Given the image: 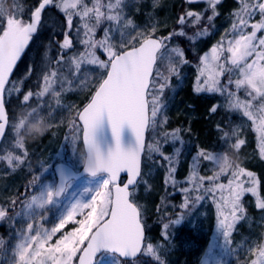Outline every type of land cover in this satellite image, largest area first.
<instances>
[{
    "label": "snow or ice",
    "instance_id": "snow-or-ice-1",
    "mask_svg": "<svg viewBox=\"0 0 264 264\" xmlns=\"http://www.w3.org/2000/svg\"><path fill=\"white\" fill-rule=\"evenodd\" d=\"M6 0H0V17L7 16L6 25L0 32V139H3L6 126L9 123L8 115L5 111L3 93L6 91L5 85L9 81L13 67L20 58L21 53L29 44L33 35L38 30L41 22V12L49 5H55L65 14L67 29L64 32L63 42L59 47L61 54L56 61L58 68L53 69L50 74L43 76V85L37 93L29 91L23 96L22 107L30 119L44 118L48 126V116L43 111V104L28 107L30 98L35 95L37 98L43 97L58 83L59 66H63V53L74 48V41L71 34L75 28L76 40L84 45L82 52H73L68 59L71 60L74 68L79 72L82 65L90 64L99 66L105 70L106 77H101L90 102L78 113L79 124L73 122L74 135L71 138L73 153L76 155V142L82 133L83 150L101 152L97 140V130L101 124L102 117L106 116L110 126L111 134L115 140V147L104 155L103 163H98L95 167L84 168V172L95 177L98 173H106L101 185L93 191L90 201L75 199L66 201L67 207L62 208L58 214V223L51 229H41L40 225H35L38 217L45 219L44 212L51 207L60 205V197L70 188L72 179L66 174L65 169L58 168L59 184L55 187L43 186L38 194H33L31 198L23 202L22 212L17 215L26 216L33 222L27 224L26 229L18 231L19 240L12 249L14 259L10 264H122L120 257H136L142 251V244L145 240L144 230L141 225L140 212L137 205L130 198L132 191L130 186L138 183L140 176V157L145 148L144 133L151 125L155 126L156 116L162 106L160 95L166 83H160L159 89H155L154 80L159 78L167 81L159 69V63L167 56L170 61L169 73L178 75L179 70L172 61V56L179 58L180 63H187L183 50L179 47H169V41L174 36H185L183 27L179 31H173L166 37H157L155 27L151 33L142 32L137 43H129L124 40V33L121 25H130L131 20H125L123 14L124 0H108L104 4L102 0H93L91 7L85 0H41L39 6L31 12L30 21H25L22 16L9 15L3 5ZM193 2V0H189ZM210 6L212 15L208 16L211 22L218 14L216 5L221 0H205ZM15 3V0H14ZM240 8L233 13L235 17L229 35L231 39L221 41L213 45L209 52L204 53L199 60L197 69V88L199 92L219 93L227 96V107L230 110H239L248 120L252 122L253 129L257 133L260 143L261 158L264 159V36L257 33L264 31V0H239ZM106 9V11L104 10ZM259 21L253 23L252 19L257 15ZM73 16H79V26H74ZM186 17L191 18V26L198 25L203 19V13L187 12L179 17L177 23L184 26L189 23ZM107 21L108 27L104 29L101 39H95L97 28ZM251 31H246L248 28ZM83 30V31H81ZM121 32V41L117 45L113 41V34ZM207 34V28L197 31L196 35ZM189 39H192L189 37ZM103 50L108 59L102 61L96 54V49ZM251 58V59H250ZM239 75L233 79V76ZM228 75L227 82H222V78ZM235 86L236 91L232 90ZM243 89L249 97L241 100L237 92ZM19 89H17L18 91ZM54 96L59 93L53 92ZM151 96V101L147 99ZM259 100V105L254 101ZM58 103V102H57ZM151 103V115L148 114ZM211 111L215 112L216 107ZM82 125V127H81ZM127 125L134 137V146L124 150L120 145V132L122 126ZM21 124L17 119L12 124L15 140L12 146L23 151L27 156L24 140L19 132ZM222 131L221 140L227 144L231 137L227 131ZM235 132H233V135ZM165 137L173 143L179 141L183 144L180 130L165 133ZM244 143L237 139L232 148L239 149ZM151 148V146H149ZM157 151L159 149H156ZM179 155L181 149L175 148ZM227 151H208L200 149L192 157L195 164L200 158L211 162L214 171L211 176H197L193 169L189 182L197 181L194 184L196 189L203 187V181L207 179L213 182L206 192L219 191V196L214 197L217 208V229L223 238L222 245L231 254L228 245L231 243L230 236L235 224L243 219L244 208L241 198L246 192L257 197V207L264 209V199L257 193V181L252 172L246 171L238 165L227 163ZM224 155L225 162L218 163V158ZM80 159V155L78 156ZM6 160L10 167L13 161L17 164L22 162V157L7 152L0 156ZM164 159L170 160L169 156ZM127 172V182L123 187L117 184L120 173ZM171 175V170L169 172ZM222 176H228L227 183H216ZM247 177V180L242 179ZM249 186H245V185ZM90 191L85 189L84 193ZM188 191V189H184ZM197 196L196 199H202ZM13 206L16 200L12 201ZM189 200L186 198L181 205L187 208ZM89 209L86 215L83 210ZM7 211L0 208V219L5 218ZM83 215L84 218L76 220V216ZM183 216L171 221V224L180 223ZM68 223L79 224L71 232H66L53 241V237ZM167 230L169 224H164ZM3 241L0 240V246ZM145 254H155L151 244L144 250ZM162 264V262H161ZM252 264H264V245H260L257 251V259Z\"/></svg>",
    "mask_w": 264,
    "mask_h": 264
},
{
    "label": "rangeland",
    "instance_id": "rangeland-1",
    "mask_svg": "<svg viewBox=\"0 0 264 264\" xmlns=\"http://www.w3.org/2000/svg\"><path fill=\"white\" fill-rule=\"evenodd\" d=\"M89 2L90 0L85 1L88 6ZM251 2L255 3L256 0H251ZM175 5L179 6V10H177L176 13L175 10L171 12L173 9L172 7ZM53 6L56 7L55 5ZM239 8V0H221V2L216 5L218 14L209 22L207 18L212 15V11L205 0L193 2H186L184 0H124V18L125 20H131L132 23L124 26L122 22L121 31L124 33L123 38L125 42L129 43V45L132 43L138 44L140 33H151L153 27H155V35L157 37H162L165 35L164 32L169 31L172 27H175L178 31L183 27L186 33L185 36L177 35L168 42L170 48L179 47L182 49L184 58L187 60V63H180L178 57L172 56V61L178 68L179 74L174 75L169 73L170 61L167 56L159 63L160 71L164 76L168 77V80L163 81L159 78L154 80L155 89L157 90L159 89L160 83H166L167 86L162 94L158 93L162 106L157 113L155 126H149L151 137V133H153L155 137L157 133L160 134V132L163 131L164 127H166L169 122L175 121L177 117L181 116V110L177 108V104L180 102V97L183 96V90L187 84L192 83L194 92L198 93L195 89L197 88V69L199 67L200 57L204 53L209 52L213 45L218 44L222 37L225 39V42L231 39L229 33L231 32L235 19L233 13ZM57 11L61 10L56 7L54 13L56 14ZM189 11L203 13L201 22L196 26H191V20H193L194 17H186L189 23L184 26L179 25L177 23L179 17L185 15ZM259 19L260 16L257 13V15L253 17L252 22L255 23L259 21ZM51 20L52 17L49 18L46 12L42 19L44 31H48L47 24L50 23ZM105 28L106 25L102 28L101 37L95 35L94 38L97 40L101 39L104 35ZM205 28H207V34L201 36L196 35L197 31H202ZM246 31L250 32L251 28L249 27ZM257 35L264 36V31L257 33ZM189 37L192 38L190 39L191 43ZM121 39L120 31L113 34V41L117 45ZM34 47L38 49L42 47L41 55H36L35 52H32V55L21 64L23 65L27 62L26 66H22V68L20 66L8 87L7 105L13 102L14 107H25L23 104V96L29 91H32L34 94L39 92L43 85L44 74H50L51 72L50 58L52 54L50 55V53L52 49H50L49 43L46 42L44 45L37 43ZM77 50H81L79 45ZM58 52L59 51H57V53ZM96 54L102 61L108 59L103 50L99 48L96 49ZM68 56H72L70 51ZM69 57L66 58L67 60L63 61V66L59 68L62 72L59 71L57 76L58 83L53 85L52 89L43 97L39 98V103L43 104L42 111L48 116V122L50 124L48 131L39 138L27 139L24 141L27 156H24L23 151L20 149H16L23 160V167L19 172L9 173L0 170V208L7 206V203L10 201L9 199L18 192L26 176L31 178L32 185L29 195L26 196L21 203L18 202L16 206H14L16 210L8 212L5 208L7 215L5 218L1 219L0 226H3L7 230V234L5 238L0 239L3 241V245L0 246V264H10L11 259H14L12 249L19 240L18 231L26 229L27 224L33 222L26 216L17 215V213L22 212L24 207L23 202L29 200L33 194H38L43 186L55 187L56 178L53 170L55 164L67 163L74 168H79L81 166L78 157L83 151L81 134L80 139L76 142V155L73 153L71 146V138L74 135L73 122L78 124L76 120L77 113L80 107L86 102L91 92L100 83L101 77L105 74V70L96 65L85 64L82 65L79 72H77L71 60L68 59ZM58 58L59 57H56L55 61H57ZM33 60H36V63L35 66L33 65L32 69V67H29V63ZM53 69H56V67ZM64 75H66L65 80L60 79V77ZM238 75L239 73H236L233 79ZM227 79L228 75L225 74L222 78V82H227ZM36 86H38V88H36ZM17 89L19 90L17 91ZM232 90L236 91L234 85L232 86ZM53 92H57L59 95L54 96ZM199 93L208 94L207 92ZM215 95L217 103L219 102L218 106L221 109L227 110L229 121L235 123L229 131V136L231 137L230 141L227 144L223 142L222 149L219 150H226L229 152L231 149H234L231 147V144H234L237 139L240 140L244 132H248V130L242 129V126L247 127V125H251L253 129V125L241 111L230 110L227 107L228 98L226 94L221 95L215 93ZM242 95H244V97L241 100L249 99L243 89L237 92L239 98H241ZM35 97L36 96L33 95L30 98L27 105L28 107L39 104L31 103L33 98V100H36ZM148 97L149 101H151V96ZM253 103L259 105L260 101L257 100ZM151 108L152 105L150 103V115ZM14 116L12 123L10 122L12 142L15 140L12 124L17 119V114L14 113ZM241 129L242 132H240ZM233 132H235L234 135ZM255 138H257V133ZM149 146H151V148ZM156 149H159L157 144L155 145L153 141H150L146 145L145 153L150 155L153 151L156 153L160 152V149L158 151ZM257 153L260 155V160L263 162L264 159L261 158L260 149ZM186 156L187 154H184L183 158H186ZM15 164L18 165L17 162H15ZM194 166V170L198 177H207L213 174V165L207 160L201 158V161L199 162L198 160ZM181 167L182 165L178 164L179 170L176 171V173L180 171ZM233 167L235 168L236 164H234ZM172 170L174 172L175 168L172 167ZM157 171L158 168L155 165L144 160L142 176L137 187L132 190L131 199L140 211L141 220L146 230L147 227L143 220L144 216L148 214L149 211L147 207V202H149L148 198L152 196V194L155 195L161 186L157 179L160 173H157ZM183 173L184 170L182 168L179 175ZM190 176V173H188V177ZM105 177L104 175L84 177L72 181L70 188L60 198V205L57 207L49 206V209L44 212L45 219L40 220L37 217L34 222L35 225H40L41 229H51L58 223L57 217L61 209L68 206L66 201L71 200L74 202L75 199L90 201L91 195L94 194L91 190H95L101 185ZM228 178V176H222L216 183L226 184ZM242 179L247 180L248 178L242 177ZM196 182L197 181H193L192 186H194ZM212 183L213 182L205 179L202 188L196 189L193 195L186 197L189 200V204L187 208L181 207L179 210L177 219L183 216L179 224H170L167 230L164 226L162 229H157V227L149 229L151 231H149L146 236L144 250L147 248L148 244H151L155 254H145V251L143 254L146 255L145 257H149L150 264H152L153 261L157 264H161V262L162 264H182L180 262L182 260H185V264H252V261L257 259L258 248L260 245H264V209L257 207V197L253 196L250 192H246L241 198V204L244 208L242 214L243 219L235 224L231 232V243L228 245L231 254H229L227 249L222 245L223 238L220 236L217 229V208L214 197L219 196V191H205ZM245 186L247 187L249 185L246 184ZM256 187L258 196L264 199V193L258 181ZM85 189H89L90 191L84 193ZM198 195L203 198L197 200L196 197ZM8 204L13 206L12 201ZM88 211L89 209H84V215H86ZM83 218V215L76 216V220ZM77 227H79V224L68 223L61 232L56 233L52 242L64 233L71 232ZM158 231L159 234L156 233ZM182 235L184 236L182 237ZM123 263L124 262H122V264Z\"/></svg>",
    "mask_w": 264,
    "mask_h": 264
},
{
    "label": "trees",
    "instance_id": "trees-1",
    "mask_svg": "<svg viewBox=\"0 0 264 264\" xmlns=\"http://www.w3.org/2000/svg\"><path fill=\"white\" fill-rule=\"evenodd\" d=\"M40 1L41 0H15L14 3V0H6L3 7L9 15L22 16L25 21H28L31 17V12L36 8ZM102 2L107 4L108 0H102ZM92 4L93 0H90V7ZM178 7L179 6L176 5L173 6V9L171 8V12L175 10L176 13L177 10H179ZM104 10L106 11V9ZM6 20L7 16L0 17V32H2V27L5 25ZM73 24L74 26H79V16H73ZM107 24V21L103 22L97 28L95 35L101 37L103 31L102 28L104 25L107 27ZM43 25L44 24L41 23L42 30L44 28ZM47 25L48 31H43L44 36L48 39L47 42L50 45V49H52V53L57 49V44L59 45L62 41L64 32L67 29L65 14L61 11H57L56 14L53 13L52 20ZM173 31H178V29L172 27L169 31L164 32V34L167 35ZM70 38L74 41V48L70 49V53L73 54V52H82L84 50V45L76 40L75 28L73 29ZM189 41L191 43L190 39ZM78 45L81 50H77ZM59 48L60 47H58V49ZM54 54H56L55 51ZM36 88H38V86H36ZM183 92L184 94L180 97V102L177 104V108H180L181 110V116L177 117L175 121L169 122L166 127H164L163 131H161L160 134L157 133L155 137L153 136V133H151V137L150 129L148 132V142L153 141L155 145L157 144L160 152L156 153L153 151L150 155L145 153L143 159L158 168L157 173L160 174L157 176V179L161 186L155 195L152 194V196H149L148 198L149 202H147V207L149 208V211L148 214L144 216L143 220L147 227V235L149 231H151L149 230L150 228L152 229V227H157V229H162L164 224L168 223L170 225L172 220L177 219L181 205L185 201L186 197L193 195L196 190V188L192 186V182H189L188 179V173L191 175L193 169L195 168L192 157L195 156L200 149L213 152L221 150L223 145L221 136L223 132L218 130L217 126L219 125L220 129L229 133L230 128L235 124L234 122L231 123L229 121L228 111L223 108L221 109L218 106L219 102L217 103L215 99V93H195L192 83L187 84ZM243 97L244 95H242L240 99ZM33 99L31 100V103L39 101V98L37 97H35L36 100ZM213 107H216L215 112L211 111ZM21 108L22 107L17 106L14 107V103H11L8 108V118L11 123L12 119L15 117L14 113L18 115ZM176 129L180 130V136L183 140V144H180L179 141L173 143L165 137V133L174 132ZM242 129L248 130V132L243 133L241 136L242 138L240 139L243 140L244 143L238 150L234 148L227 153L234 159V164H236V166L238 165L246 171H250L254 174L255 179L261 185L262 192L264 193V161L262 162L260 160V155L257 153L260 149V143L258 139L255 138L256 133L252 129L251 125H247V127L242 126ZM242 129L240 132H242ZM11 137V132H7L0 146V156L6 155L9 151L14 155L21 156L17 153L16 148L12 146L13 142L11 141ZM177 147L181 149L179 155H176V152L174 151ZM184 154H187L186 158H183ZM165 156H169L171 159L166 160L164 159ZM200 161L201 158L199 159V162ZM15 162L16 161L13 162L14 166L10 167L6 160L0 159V170L9 173L19 172L23 167V160L18 165H16ZM178 164L182 165L181 169L183 168L184 170V173L181 175H179L181 169L178 173H176V171L179 170ZM172 167L175 168L174 172ZM170 170L171 175H169ZM31 189V178L26 176L18 192L9 199V202L14 199L16 200V204L18 202L21 203L22 200L29 195ZM184 189H188V191H184ZM8 203L7 206H3L4 209L6 208L8 212L16 210L14 206L9 205ZM6 231L7 230L3 226H0V239L5 238L7 234ZM156 233L159 234V231ZM183 236L184 235H182V237ZM145 256L146 255L142 253L137 260L131 262L124 261L123 264H150L149 257ZM180 262L185 264V260ZM152 264L157 263L153 261Z\"/></svg>",
    "mask_w": 264,
    "mask_h": 264
},
{
    "label": "water",
    "instance_id": "water-1",
    "mask_svg": "<svg viewBox=\"0 0 264 264\" xmlns=\"http://www.w3.org/2000/svg\"><path fill=\"white\" fill-rule=\"evenodd\" d=\"M185 1L189 2V0H185ZM193 1H199V0H193ZM25 49H24V51H25ZM23 52L21 53V56H22ZM21 56H20V58H21ZM20 58L17 60L15 66L13 67V70L15 69L16 65L18 64ZM13 70H12V73H13ZM12 73L9 76V81H10V78L12 76ZM9 81H8V83H9ZM8 83L5 85V89H6L7 85H8ZM5 92L3 93L4 105H5V101H6ZM5 111H6V106H5ZM77 119H78V117H77ZM78 122H79V119H78ZM7 126H6V129H5V133H6V130H7ZM81 127H82V125H81ZM146 131H147V129L145 130V133H144V141L145 142H146ZM97 140H98V143H99V146H100V150H101V152L104 155H107V152L110 149L115 147V140L112 137L110 126L108 124L106 116L102 117L101 124H100V126H99V128L97 130ZM1 142H2V139H0V144H1ZM81 142H82V146H83L82 133H81ZM134 142H135V137H134L131 129L127 125L122 126L121 132H120V145H121V148L124 149V150H127L128 148L134 146ZM143 154H144V150L142 151L141 157H140V170H141V163H142ZM58 168L65 169L66 174L69 175L72 180H78V179H80L82 177L89 176L87 173L84 172L83 166L79 170L76 171L73 168H71L70 166H68L67 164L58 163V164L54 165V167H53V170H54V173H55V177H56V185H58L59 182H60L59 181V174L57 172ZM98 175H106V173H98L96 176H98ZM140 175H141V172H140ZM127 178H128L127 172L120 173L119 178L117 180V184L119 186L123 187V185L127 182ZM139 178H140V176L137 177V181L139 180ZM135 186H134V188H135ZM132 189H133V186H130V190H132ZM141 225H142V223H141ZM142 228H143L144 234H145V229H144L143 225H142ZM145 236H146V234H145ZM143 246H144V242L142 244V249H143ZM141 252L138 253L136 257H128V258L120 257V259L121 260H134V259H137L140 256Z\"/></svg>",
    "mask_w": 264,
    "mask_h": 264
},
{
    "label": "clouds",
    "instance_id": "clouds-1",
    "mask_svg": "<svg viewBox=\"0 0 264 264\" xmlns=\"http://www.w3.org/2000/svg\"><path fill=\"white\" fill-rule=\"evenodd\" d=\"M17 122L21 124L19 132L22 139L25 141L27 139H36L43 136L48 131V124L44 118H37L35 120L30 119L27 114L21 110L17 115ZM104 154L102 152L83 150L80 153V163L85 168L95 167L98 163H103ZM227 163L229 165H234V159L227 154ZM225 156L221 155L218 158V163H224Z\"/></svg>",
    "mask_w": 264,
    "mask_h": 264
},
{
    "label": "flooded vegetation",
    "instance_id": "flooded-vegetation-1",
    "mask_svg": "<svg viewBox=\"0 0 264 264\" xmlns=\"http://www.w3.org/2000/svg\"><path fill=\"white\" fill-rule=\"evenodd\" d=\"M50 10V11H49ZM56 10V7H54L53 5H50V6H47L44 10H43V12L41 13V16H43V14H45L46 12L47 13H51V14H53L54 13V11ZM49 18H51V16H49ZM43 27H44V25H43ZM52 37V36H51ZM55 39V38H54ZM47 38L44 36V31L42 30V28H41V22H40V24L38 25V30H37V32L33 35V38L30 40V42H29V44H28V48H27V50H26V52H25V54H24V56L22 57V60H21V62H20V64L18 65V67H17V69L15 70V72H14V76L16 75V73H17V71H18V69L20 68V66H21V68H22V66L24 67V66H26L27 65V62H25V64H23V65H21L24 61H26V59L27 58H29L31 55H32V52H35V54L36 55H41V52H42V47L41 48H36V47H34V45H36L37 43H39V44H42V45H44V43H46L47 42ZM56 41V40H55ZM48 43V42H47ZM58 47H59V45L57 44V49L55 50V53H57V51H58ZM63 56H64V53H63ZM56 57H59L58 55H55V56H53L51 59H50V65H51V71L53 70V68H58V65L56 64V61H55V59H56ZM35 63H36V60L34 61H32V62H30L29 63V67H32V69H33V65L35 66ZM59 68H60V66H59ZM90 99V96L88 97V99H87V101ZM148 99H149V97H148Z\"/></svg>",
    "mask_w": 264,
    "mask_h": 264
}]
</instances>
